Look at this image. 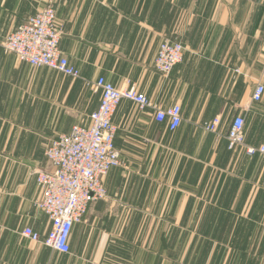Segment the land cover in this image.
<instances>
[{"label": "crops", "instance_id": "crops-1", "mask_svg": "<svg viewBox=\"0 0 264 264\" xmlns=\"http://www.w3.org/2000/svg\"><path fill=\"white\" fill-rule=\"evenodd\" d=\"M49 6L79 77L0 49V264H264V160L227 149L237 116L245 146L264 144V96L251 101L264 85V0H0V44ZM164 40L183 47L166 78L154 67ZM101 77L160 109L179 105L181 123L170 131L120 102V166L60 254L21 236L50 230L34 171L47 169L51 140L90 125Z\"/></svg>", "mask_w": 264, "mask_h": 264}, {"label": "built area", "instance_id": "built-area-1", "mask_svg": "<svg viewBox=\"0 0 264 264\" xmlns=\"http://www.w3.org/2000/svg\"><path fill=\"white\" fill-rule=\"evenodd\" d=\"M60 39L55 10L49 6L29 17L9 34L0 44V49L4 54L14 55L18 61L33 68L45 67L76 79L79 72L61 54ZM182 56L183 47L180 43L164 40L154 60L156 72L168 77L182 61ZM94 89L100 94V103L97 110L89 115L90 125L73 126L69 134L51 140L44 151L47 169L34 171L40 193L35 205L50 221L48 234L41 239L30 228H25L21 233L22 237L60 254H69L72 228L83 221L89 206L105 199L104 176L112 168L120 166L119 154L113 143L116 127L112 123L120 102H131L140 112L152 110L157 122H168L170 131H174L181 123L179 105L160 109L134 86L115 88L101 77L95 82ZM263 96L264 85L258 84L251 101L261 102ZM219 123L220 118L216 117L204 123L202 128L208 133H216ZM243 125L241 116L234 118L227 135V149L264 160V144L258 147L245 146Z\"/></svg>", "mask_w": 264, "mask_h": 264}]
</instances>
